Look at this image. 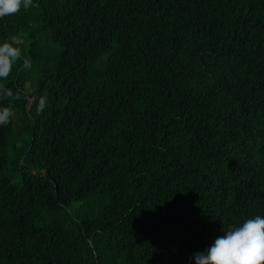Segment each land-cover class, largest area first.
<instances>
[{
  "label": "trees",
  "instance_id": "1",
  "mask_svg": "<svg viewBox=\"0 0 264 264\" xmlns=\"http://www.w3.org/2000/svg\"><path fill=\"white\" fill-rule=\"evenodd\" d=\"M4 42L0 264H194L264 216V0H33Z\"/></svg>",
  "mask_w": 264,
  "mask_h": 264
},
{
  "label": "clouds",
  "instance_id": "2",
  "mask_svg": "<svg viewBox=\"0 0 264 264\" xmlns=\"http://www.w3.org/2000/svg\"><path fill=\"white\" fill-rule=\"evenodd\" d=\"M33 0H0V18L32 6ZM21 53L11 43L0 44V77L6 76ZM11 95V93H8ZM11 112L0 110V125L7 124ZM194 264H264V216L257 215L218 236L203 252H197Z\"/></svg>",
  "mask_w": 264,
  "mask_h": 264
}]
</instances>
